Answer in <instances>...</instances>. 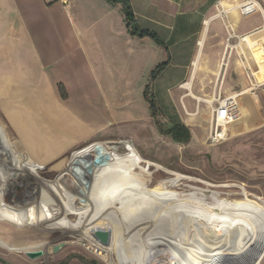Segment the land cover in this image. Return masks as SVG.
I'll return each instance as SVG.
<instances>
[{
    "label": "crops",
    "instance_id": "1",
    "mask_svg": "<svg viewBox=\"0 0 264 264\" xmlns=\"http://www.w3.org/2000/svg\"><path fill=\"white\" fill-rule=\"evenodd\" d=\"M127 1L138 28L158 42L129 34L122 6L106 0H0V116L30 162L45 169L57 161L60 169L65 158H52L130 122V101H145L159 64L165 67L150 86L155 100L173 99L177 88L192 99L184 85L196 95L197 73L219 86L224 66L225 75L229 70L231 54L226 64L221 58L228 37L231 52L244 56L255 77L264 76V33L255 34L252 17L232 10L244 0ZM241 85L227 90L241 92L238 104L249 94Z\"/></svg>",
    "mask_w": 264,
    "mask_h": 264
},
{
    "label": "rangeland",
    "instance_id": "2",
    "mask_svg": "<svg viewBox=\"0 0 264 264\" xmlns=\"http://www.w3.org/2000/svg\"><path fill=\"white\" fill-rule=\"evenodd\" d=\"M248 1H256L264 9V0H244L242 3ZM249 17H252L254 28H264L260 14L249 15ZM236 40L237 38L231 39L229 44L235 45ZM231 42H234V44ZM227 43L226 40L221 58L225 55L224 62L227 63L226 61L231 54V59L226 75L224 74L226 66H224L221 77L225 78L224 84L222 87L220 86L222 79L219 82L220 85L216 87L214 81L203 79L202 74L197 73L192 89L201 98L209 99L213 95L216 99L220 94L222 97L227 96L228 89L238 91L242 88L241 83H243L244 88H249L244 71L236 62L238 59L237 51L234 49L231 52L230 48L227 49ZM255 73L257 74V72ZM256 77L258 80H264L262 72ZM177 91V95L173 99L155 100L149 88L147 96L154 99L155 105V115L153 117L152 112L149 111L148 103L143 100L140 93L139 96L142 98L139 99L140 101H130V122L125 124L116 122L106 133L96 134V136H92L76 145L62 157H59V155L52 158L65 159L58 161L60 169L53 166L57 161H54V163L49 161L50 166L46 164L47 167L40 172V176L52 180L62 170L61 163L65 162L74 150L87 144L128 142L136 149L139 157L144 159L140 166L143 173L129 190L128 195L111 204L112 217L116 222L124 219L126 221L128 218V221L123 222V224L128 223V227L123 231V236L127 237L130 225L137 219L129 218L135 215L141 217L144 212L139 209L142 207L143 202L148 200L147 202L154 204L159 211L166 212V219L161 231L159 230V234L162 233L161 235L171 237V239L170 242L162 244L164 246L161 244L155 245L147 241L145 237L140 239L139 242L134 240L135 243H132V241L129 243L127 239L126 241L129 243L128 250L116 252L115 263L138 264L134 259V252L137 253L140 250V252L146 253L155 246H162L163 249L172 252L176 258L182 259L189 256L191 260H194L191 262L194 264H215V262L218 264H247L250 252L240 254L236 251L229 254L224 252L221 255L222 258L220 257L221 259L212 261V254L214 253L206 251L209 245L206 243L207 239L204 240L206 236L202 235L203 240L194 236V229H186L182 224V216L174 220L173 214L171 215L173 209H170L171 205L168 202L176 198L186 199L193 194V200L196 203L186 204L184 211L197 209L201 210L202 215L206 213L203 206H215L213 200L215 194L220 200L225 199L228 202L239 200L243 194H246L250 200L258 199L259 203L264 206V92H261V90L255 91L258 95V99H256L258 101L254 100L250 94L241 97L239 104L240 116L233 124L234 126L230 127L226 139L219 145H210L207 141L210 127L209 119L211 117L210 104L199 103L190 98L183 99V95L187 92L182 88H177ZM62 93L63 90H61ZM132 97L137 98L135 94ZM175 122H179L189 129L190 140L188 144L173 143L169 136L161 133L160 130L170 128ZM11 143H18V141L3 122L2 116H0V158L13 157ZM149 164H154L157 168ZM167 185H172L167 198L158 203L154 202L151 197L153 193H158L159 189ZM4 187L12 192L8 194L9 196L5 195L4 192L0 194L1 205L5 206L12 215L14 213L18 217H23L39 210L34 206H29L28 199L25 200L26 203L19 198L20 194H17L18 186L14 187L7 183ZM43 213L46 215L45 211ZM2 215L6 219L0 216V264H106L105 261L97 257L95 253L90 252L86 247L74 243L76 240L73 238L63 237L58 240V233H55V230L51 232L34 228L31 225H20L21 220H17V223L11 221L5 214ZM68 219L72 223H76L78 217L69 216ZM54 226L52 224L50 228ZM120 241L117 244L118 246H122L123 240ZM230 242H232V239H230ZM57 243H64L65 245L56 253L51 251L47 259L38 257L31 260L23 254L25 251H36V249L46 251ZM256 264H264V256Z\"/></svg>",
    "mask_w": 264,
    "mask_h": 264
},
{
    "label": "bare ground",
    "instance_id": "3",
    "mask_svg": "<svg viewBox=\"0 0 264 264\" xmlns=\"http://www.w3.org/2000/svg\"><path fill=\"white\" fill-rule=\"evenodd\" d=\"M220 7L222 8L221 4ZM232 10L237 11L240 15V11L251 10L252 12L249 15L260 14L264 23V9L256 1L244 2L236 5ZM261 32H264V28L254 29L255 34ZM240 57L241 68L249 66L241 53ZM259 85L264 87V83H259ZM184 86L189 90L188 95L192 99L203 104L212 103V100L193 95L190 83ZM262 92H264V89H262ZM244 93H252L254 99H258V95L252 92L251 89L247 88ZM233 124L230 126L231 128L234 126ZM10 147L14 153L13 157L0 158V194H3V192L5 195L11 194L12 191L4 187L7 183L14 187L18 186L16 188L18 189L17 194H20L19 198L22 201L28 199L29 206H34L39 210L31 215L18 217L17 214L13 213L12 215L5 206L3 207L0 199L1 218H5L2 215L5 214L11 221L18 223L21 220L20 225H31L34 228L51 232L55 230V233H58V240L63 237L73 238L76 240L74 243L86 247L90 252L95 253L97 257L105 261L106 264H116L115 253L120 250L127 251L128 244L131 241L132 243L139 242L140 239L145 237L147 241L155 245L170 242L171 237H165L161 235L162 233L159 234V230L161 231L166 219V212L159 211L154 204L147 202L148 200H145L139 209L144 212L141 217L135 215L129 218L137 219L130 225L127 237L123 236V231L128 227V223L123 224V222L128 221V218L126 221L124 219L116 222L112 217L111 204L128 195L129 190L143 173L140 166L144 159L139 157L136 149L128 142H112L110 144L96 142L74 150L65 162L61 163L62 170L52 180L40 176V172L45 169L35 162H30L19 142L11 143ZM149 165L157 168L154 164ZM171 187L172 185H167L159 189L158 193H153L151 196L153 201L158 203L167 198L171 192ZM193 199L192 194L189 198H176L168 202L171 205L170 209H173V212L170 213L174 215H172L174 220L182 216V224L186 229H194V236L197 238L203 240V236H206L204 240L207 239L206 243L209 244H207L206 251L214 253L212 254V261L219 259L224 252L229 254L234 253V251L239 254L250 252L248 261L250 264H256V262L263 259L264 206L259 203L258 199L250 200L246 194H243L239 200L228 202L225 199L220 200L215 194L213 196L215 206H203L206 212L205 215H202L201 210L197 209L184 211L185 205L192 204ZM40 209L45 211L46 215ZM69 216H77L76 223H72L68 219ZM52 224L55 226L50 228ZM99 232L107 235V243L98 239L97 234ZM127 239L129 243L126 241ZM230 239H232V242H230ZM120 240H123L122 246L117 245ZM58 245L64 246L65 244L57 243L52 248ZM162 246H155L146 253H142L140 250L137 253L134 252L136 263L194 264L191 263L194 260H191L189 256L182 259L176 258L172 252L163 249ZM52 248L46 251L44 249L36 250H42V256L47 259ZM26 252L34 251H25L24 256ZM225 260L227 261V259ZM215 264L218 263L215 262Z\"/></svg>",
    "mask_w": 264,
    "mask_h": 264
},
{
    "label": "built area",
    "instance_id": "4",
    "mask_svg": "<svg viewBox=\"0 0 264 264\" xmlns=\"http://www.w3.org/2000/svg\"><path fill=\"white\" fill-rule=\"evenodd\" d=\"M251 12H252L251 10L240 11L241 15L244 17H248ZM229 39L230 37L227 38V42L229 41ZM226 47L227 49L229 48L228 45ZM237 56L238 58L241 59L239 54ZM228 59L226 61L227 63H228ZM224 60H225V55L222 58V62H224ZM243 71L245 78H247L249 84L248 89H251V91L254 93L255 91L258 90H261L262 92V89H264V87L260 86L259 83L256 82V79L253 76L254 73L253 67L245 66L243 68ZM239 94H241V92H239ZM239 94H236L234 96H227V97L224 96L222 97L220 94L213 101L210 107L211 117L209 120L210 127L207 137V141H209L210 145L221 144L226 139L230 126L233 123H235L236 120L239 118L240 116L239 104H238Z\"/></svg>",
    "mask_w": 264,
    "mask_h": 264
},
{
    "label": "trees",
    "instance_id": "5",
    "mask_svg": "<svg viewBox=\"0 0 264 264\" xmlns=\"http://www.w3.org/2000/svg\"><path fill=\"white\" fill-rule=\"evenodd\" d=\"M112 4H120L122 6V13L124 15V19L126 22V28L129 34L133 36H145L148 35L150 36L155 42H158V39L154 34L148 33L146 31H142L141 29L138 28L137 23L135 21V18H133V13L131 10L130 3H128L127 0H106ZM165 64H159L149 75L148 83L146 84L144 91H143V96L145 98V101L148 103V108L149 111L152 112V117L155 115L154 110H155V105H154V99L149 98L147 96L149 88L151 84L155 81L157 78V75L164 69ZM60 95L63 98V93L61 94V89H60ZM162 134H165L169 136L174 143H179V144H188L190 140V131L187 127H185L183 124L179 122H175L170 128L166 130H160Z\"/></svg>",
    "mask_w": 264,
    "mask_h": 264
},
{
    "label": "water",
    "instance_id": "6",
    "mask_svg": "<svg viewBox=\"0 0 264 264\" xmlns=\"http://www.w3.org/2000/svg\"><path fill=\"white\" fill-rule=\"evenodd\" d=\"M97 237H98V239H101L104 243L106 242H108V239H107V235L106 234H104V233H102V232H99L98 234H97ZM63 245H58V246H54L53 248H52V251L54 252V253H56L61 247H62ZM42 250H36V251H34V252H26L25 253V256L26 257H28L29 259H31V260H34V259H37L38 257H43L42 256Z\"/></svg>",
    "mask_w": 264,
    "mask_h": 264
}]
</instances>
